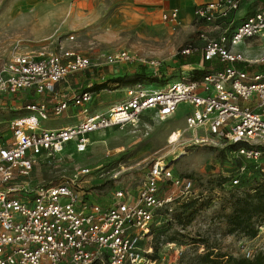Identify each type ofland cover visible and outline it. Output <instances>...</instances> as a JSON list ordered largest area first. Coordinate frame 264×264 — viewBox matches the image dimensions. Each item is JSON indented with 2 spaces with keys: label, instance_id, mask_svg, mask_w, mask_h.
<instances>
[{
  "label": "built area",
  "instance_id": "built-area-1",
  "mask_svg": "<svg viewBox=\"0 0 264 264\" xmlns=\"http://www.w3.org/2000/svg\"><path fill=\"white\" fill-rule=\"evenodd\" d=\"M253 1L213 0L194 7L195 21L222 31L213 39L201 34L207 41L197 67L204 68L205 61L214 59L226 66L200 78L183 76L159 88L141 81L131 84L126 98L105 112L89 110L94 91L84 89L60 98L54 90L68 75L92 65L87 55L76 50L41 56L15 52L0 67V97L22 92L40 96L50 91L53 101L26 104V110L34 114L14 120L8 135L0 131V186L17 176L29 175L38 162L52 160L72 145L77 153H84L90 146V133L124 127L151 110L166 119L175 115L181 103L193 107L186 116L185 131L202 129L205 134L194 138L196 143H206L212 136L236 145L232 152L245 163L229 174L232 186L239 185L242 176L252 174L249 164L264 174V69L249 72L236 66L240 62L262 63L264 56L251 62L233 49L244 40L264 38V2L252 13L238 14ZM179 13V9H172L164 12L162 19L177 23ZM193 50L189 45L181 53L188 55ZM132 60L126 50L105 57L107 65ZM159 64L156 60L150 63L154 73ZM71 106L80 107L85 114L78 123L57 128L41 125L40 119H48L49 111L58 116ZM81 172L90 174V169ZM162 181L170 185V191L163 195ZM193 189L191 178L176 175L160 160L150 167L135 197L120 189L108 204L90 196L77 177L24 194L18 186H7L0 189V264H161L153 257V247L143 242L151 238L157 212L173 211L175 201L190 195ZM240 248L245 258L264 255V223L258 226V234L241 243Z\"/></svg>",
  "mask_w": 264,
  "mask_h": 264
},
{
  "label": "rangeland",
  "instance_id": "rangeland-1",
  "mask_svg": "<svg viewBox=\"0 0 264 264\" xmlns=\"http://www.w3.org/2000/svg\"><path fill=\"white\" fill-rule=\"evenodd\" d=\"M71 1L0 0V67L15 52H31L38 56L59 54L63 50L83 53L91 59L92 65L68 75L54 90L60 98H68L75 92L89 90L94 84L105 83L88 104L91 112L108 111L113 104L126 98L130 80L142 79L148 87L159 88L191 75L196 66H179L181 50L186 44L204 47L207 40L201 34L208 39L218 35L208 29L213 25L197 22L194 18L179 19L177 23L161 18L163 25L159 28L110 27L108 21L113 15L110 13L102 15L99 22L91 20L89 26L77 28L72 18ZM262 2L264 0H254L252 5L258 7ZM233 49L251 62H257L264 56V38L244 40ZM119 50L128 51L133 60L127 64L107 65L105 57ZM152 60L160 62L157 73L150 65ZM236 66L241 67L238 63ZM52 94L46 91L36 98L28 92L9 98L1 96L0 131L5 136L11 133L14 120L34 114L26 110V104L32 99L47 103ZM192 110L191 105L181 103L175 115L166 119H160L151 110L124 127L90 133V146L84 153H77L72 145L60 156L38 162L29 175L17 176L0 189L18 186L22 190L20 194H24L39 186L56 185L77 177L79 185L90 196L108 204L120 189L135 197L150 167L160 160L170 165L176 175L191 178L194 189L190 195L175 201L173 211L157 212L151 238L143 245H151L153 253L158 252L161 264H199V254L207 250L240 257V244L249 238L240 232L229 233L227 218L233 211V195L239 188L226 178L235 172L239 162L245 161L237 158L231 144L223 140L209 136L206 143H196L194 138L205 137V134L202 129L185 131V119ZM84 117L80 107L71 106L58 116L49 111L48 119H40V123L44 127L57 128L74 125ZM177 132L180 138H176ZM84 168H89L90 174H83ZM23 183L28 187L24 188ZM169 191L170 185L162 181L160 194ZM191 199L203 204L192 220L182 225L176 216L182 211V204Z\"/></svg>",
  "mask_w": 264,
  "mask_h": 264
},
{
  "label": "trees",
  "instance_id": "trees-1",
  "mask_svg": "<svg viewBox=\"0 0 264 264\" xmlns=\"http://www.w3.org/2000/svg\"><path fill=\"white\" fill-rule=\"evenodd\" d=\"M191 44H186L188 47ZM184 47V48H185ZM194 47L193 54L184 55L180 54L178 58L179 66L193 65L196 66L195 71L191 73L194 78H200L203 74L222 69L225 64L221 63L218 59L213 61H205L204 68H198L197 65L201 62V48ZM197 49V50H195ZM241 68L255 72L260 69H264V62L257 64H250L247 62L238 63ZM143 81L142 79L130 80L131 84ZM106 86L105 83L94 84L89 90L98 92ZM232 150L236 148V145H230ZM242 164L239 162L238 165ZM252 174L242 176L240 184L234 186L239 188L236 194L233 195L234 208L232 213L228 216L227 222L229 226V233H243L249 239L254 238L258 234V226L264 223V174L258 170H254L251 164L248 165ZM232 174V173H231ZM228 181L229 178L227 177ZM198 200L191 199L184 202L181 206L182 211L176 217L179 219L180 224L184 225L187 221H191L200 206L203 203L198 204ZM186 217V219L184 218ZM155 258L161 259L158 252H154ZM199 264H264V255L257 253L253 258H245L244 256H229L225 254L214 253L211 250H207L203 254H199ZM97 264V263H95Z\"/></svg>",
  "mask_w": 264,
  "mask_h": 264
},
{
  "label": "crops",
  "instance_id": "crops-1",
  "mask_svg": "<svg viewBox=\"0 0 264 264\" xmlns=\"http://www.w3.org/2000/svg\"><path fill=\"white\" fill-rule=\"evenodd\" d=\"M209 1L213 0H72L71 8L73 10L74 25L77 28L89 26L92 23L91 20L99 22L103 18L102 15L109 13L113 14L108 21L110 27L126 28L128 25H132L159 28L162 27L160 25H163L160 19L164 12L179 9L180 19L190 20L193 18L194 7ZM256 8L254 5L247 3L240 12L252 13ZM208 29L215 35L222 32L220 28L215 26L212 28L208 26ZM30 94L33 98L37 96ZM34 100L32 99L31 102ZM52 101L53 95L47 103Z\"/></svg>",
  "mask_w": 264,
  "mask_h": 264
},
{
  "label": "bare ground",
  "instance_id": "bare-ground-1",
  "mask_svg": "<svg viewBox=\"0 0 264 264\" xmlns=\"http://www.w3.org/2000/svg\"><path fill=\"white\" fill-rule=\"evenodd\" d=\"M179 136H180V134L177 132V133H176V138H179Z\"/></svg>",
  "mask_w": 264,
  "mask_h": 264
}]
</instances>
